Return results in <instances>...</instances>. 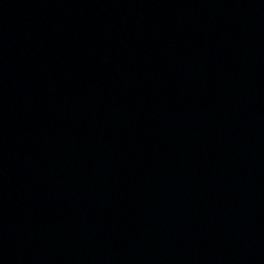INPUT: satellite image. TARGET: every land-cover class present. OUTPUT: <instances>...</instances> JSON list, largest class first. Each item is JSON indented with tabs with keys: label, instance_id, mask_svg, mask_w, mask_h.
Here are the masks:
<instances>
[{
	"label": "water",
	"instance_id": "1",
	"mask_svg": "<svg viewBox=\"0 0 264 264\" xmlns=\"http://www.w3.org/2000/svg\"><path fill=\"white\" fill-rule=\"evenodd\" d=\"M0 264H264V0H0Z\"/></svg>",
	"mask_w": 264,
	"mask_h": 264
}]
</instances>
